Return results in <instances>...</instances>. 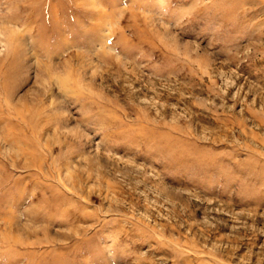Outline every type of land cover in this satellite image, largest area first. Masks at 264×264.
I'll return each mask as SVG.
<instances>
[{
    "label": "rangeland",
    "instance_id": "obj_1",
    "mask_svg": "<svg viewBox=\"0 0 264 264\" xmlns=\"http://www.w3.org/2000/svg\"><path fill=\"white\" fill-rule=\"evenodd\" d=\"M0 264H264V0H0Z\"/></svg>",
    "mask_w": 264,
    "mask_h": 264
}]
</instances>
